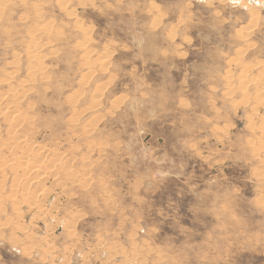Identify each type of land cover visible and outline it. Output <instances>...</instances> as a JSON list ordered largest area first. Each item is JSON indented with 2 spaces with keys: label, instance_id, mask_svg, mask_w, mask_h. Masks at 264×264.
Segmentation results:
<instances>
[{
  "label": "rangeland",
  "instance_id": "1",
  "mask_svg": "<svg viewBox=\"0 0 264 264\" xmlns=\"http://www.w3.org/2000/svg\"><path fill=\"white\" fill-rule=\"evenodd\" d=\"M0 99V264H264V0H0Z\"/></svg>",
  "mask_w": 264,
  "mask_h": 264
},
{
  "label": "bare ground",
  "instance_id": "2",
  "mask_svg": "<svg viewBox=\"0 0 264 264\" xmlns=\"http://www.w3.org/2000/svg\"><path fill=\"white\" fill-rule=\"evenodd\" d=\"M33 39V38H32ZM33 43V42H32ZM35 43V42H34ZM33 45V44H32ZM33 50L31 51V53H29L30 54V60L32 61V60H34V59H36V61H37V63H41V61L37 58V56H36V52H37V50H38V48H37V46H33V48H32ZM39 71H40V69H39ZM40 73V72H39ZM262 78H263V76H262ZM8 79H11V78H8ZM6 80V82L7 81H9V80ZM33 79V78H32ZM29 81V80H28ZM246 81H248V80H246ZM244 82H245V80H244ZM10 83V82H9ZM245 88V87H244ZM259 93V92H258ZM11 95H12V93H11ZM10 95V96H11ZM11 97H14V96H11ZM1 100V99H0ZM262 104V103H261ZM16 109V108H15ZM16 112H17V110H16ZM16 112H13V114H12V116H11V118H12V122L14 121V123L16 124V125H19L21 122H22V120H24L26 117H25V115L24 114H19L18 112H17V114H15ZM5 113V112H4ZM13 136V135H12ZM11 137V136H10ZM13 142H15L14 140H12ZM261 145V144H260ZM263 145V144H262ZM22 146V141H19V144L17 145V148H18V150L19 149H21V148H23V147H21ZM21 151H22V149H21ZM38 150H36V152H37ZM20 152V151H19ZM35 152V151H34ZM22 155H23V157H22V159H21V161L19 160L18 162H13L12 163V168H15V169H19V170H22V171H26V172H24L23 174H22V176H24L25 177V175H28V174H33V173H36V174H40V173H43L44 172V174H47V173H50V175L51 174H53L56 170H55V168L54 169H52V170H50V169H48V168H46V169H43L42 167L43 166H41L42 164H41V161H39L38 159H35L34 160V162H32V161H29V160H27L26 159V157H30L32 154H31V152L30 151H24V152H20ZM33 156V155H32ZM37 156H38V154L36 153L35 154V157L37 158ZM39 156H40V153H39ZM54 167V166H53ZM26 173H28V174H26ZM39 183V182H38ZM40 184V183H39Z\"/></svg>",
  "mask_w": 264,
  "mask_h": 264
}]
</instances>
